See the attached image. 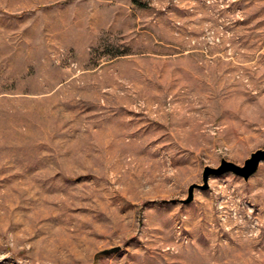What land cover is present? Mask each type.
<instances>
[{
	"label": "rangeland",
	"instance_id": "rangeland-1",
	"mask_svg": "<svg viewBox=\"0 0 264 264\" xmlns=\"http://www.w3.org/2000/svg\"><path fill=\"white\" fill-rule=\"evenodd\" d=\"M257 150L264 0H0V264H264Z\"/></svg>",
	"mask_w": 264,
	"mask_h": 264
},
{
	"label": "water",
	"instance_id": "water-1",
	"mask_svg": "<svg viewBox=\"0 0 264 264\" xmlns=\"http://www.w3.org/2000/svg\"><path fill=\"white\" fill-rule=\"evenodd\" d=\"M264 160V150H257L254 153L251 154L250 158L245 160V164L243 167H239L235 164L229 163V162H222V165L217 168H206L203 173V181H204V187L206 188V180L209 175L214 174H221L223 172L231 171L234 174L243 177L244 179H247L251 174L254 173L256 170L258 163L260 161ZM198 185L192 186L189 189V196L187 201H190L192 199V189L193 187H196ZM118 250V247H114L111 249L104 250L101 254L102 255H108Z\"/></svg>",
	"mask_w": 264,
	"mask_h": 264
}]
</instances>
